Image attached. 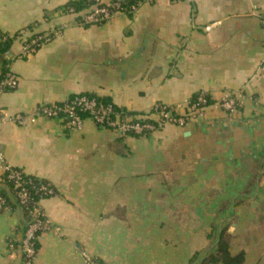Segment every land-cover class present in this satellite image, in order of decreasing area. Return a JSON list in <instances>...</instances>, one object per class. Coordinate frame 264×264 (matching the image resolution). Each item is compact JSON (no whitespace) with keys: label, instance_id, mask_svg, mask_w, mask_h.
Listing matches in <instances>:
<instances>
[{"label":"crops","instance_id":"crops-1","mask_svg":"<svg viewBox=\"0 0 264 264\" xmlns=\"http://www.w3.org/2000/svg\"><path fill=\"white\" fill-rule=\"evenodd\" d=\"M70 1L0 0V76L17 80L0 95V154L55 190L39 203L49 227L31 264H201L221 234L242 264H264V0H140L92 26ZM42 34L52 39L21 59L22 41ZM198 93L211 101L202 117L142 138L89 119L80 130L11 121L79 94L183 114ZM226 95L233 112L217 106ZM22 224L17 207L0 213V264H24L10 246Z\"/></svg>","mask_w":264,"mask_h":264},{"label":"built area","instance_id":"built-area-1","mask_svg":"<svg viewBox=\"0 0 264 264\" xmlns=\"http://www.w3.org/2000/svg\"><path fill=\"white\" fill-rule=\"evenodd\" d=\"M91 5L88 9L78 14L69 9L68 12L76 14L81 26L103 25L120 14L125 15L121 6L123 0H86ZM176 2L178 0H170ZM140 1L135 2L128 9L134 13ZM206 30L209 27L205 28ZM52 39L49 34L36 35L25 39L21 44L19 57L27 59ZM8 40L7 36L0 34V42ZM17 86L16 78L7 72L0 79V95L4 92L14 90ZM209 98L204 93L196 94L192 99L185 102V112L177 113V106L155 104L144 114H133L124 109L118 108L112 103H104L96 96L75 95L63 102L53 104H40L32 114L17 113L11 121L17 125H24L27 121L35 123L38 119H55L63 123L67 130H80L85 119H89L98 128L111 130L119 137H148L164 126L173 125L183 128L187 123L202 117L204 110L210 105ZM236 99L226 95L217 106L224 111L233 112L236 108ZM1 121V119H0ZM2 174L6 181L15 189L19 206L27 209L30 216V223L20 241V250L25 264H31L36 255L37 233H42L49 227L48 221L39 205L32 200V191L27 185H32L31 180H24L25 173L19 169L6 164L0 154ZM27 175V174H26ZM33 194L51 196L53 190L47 185L32 186ZM4 200L0 197V211L6 210ZM10 246L12 243L10 242Z\"/></svg>","mask_w":264,"mask_h":264},{"label":"trees","instance_id":"trees-1","mask_svg":"<svg viewBox=\"0 0 264 264\" xmlns=\"http://www.w3.org/2000/svg\"><path fill=\"white\" fill-rule=\"evenodd\" d=\"M178 1H181V0H178ZM134 2H135V0H123V1H121V6L126 11L125 15H127V16L132 15V13L128 12V9L130 8V6ZM90 5L91 4L89 2H87L86 0H74V1L68 2L65 6V9L66 10L73 9L74 12L79 13V12H82V11L88 9ZM9 43H10L9 38L5 42H0V59H2L3 54L6 52L8 46H9ZM0 61L2 62V60H0ZM7 72H8V70H3V72L1 73V76H0V79ZM81 95L95 96V95H90V94H81ZM99 99L102 100L104 103H109L107 100H104L101 98H99ZM208 102L211 104L210 100ZM24 180H26V181L31 180L32 185H27V187L29 188L30 191H32V200L36 203H40V201L42 199H45V198H48V197L55 195L54 188L45 180L39 179V178L34 177V176L26 175V174H25ZM41 184L47 185L49 188H51L53 190V194L51 196H45V197L40 195V194H33L34 190L32 189V186L34 185V186L38 187ZM0 185L4 189H6V191L10 194V197L13 200V202H10V200L6 197V195L1 191V188H0V197H2V199L4 200L5 207L9 208V209H10V206L17 207V209L20 210V212L22 213V216H23V224L21 225V227L19 229V233H20L19 240L17 242L14 240L10 241L13 246H15V247L18 246L20 248V241L23 238L24 233H25V231L28 227V224L30 223V220H31L30 216L28 215V211L31 209V206L27 209H24V208L19 206L18 200L16 198V194H15V189L9 182L6 181L5 175H3V174H1V176H0ZM3 211L4 210L0 211V213ZM40 234L41 233H37V236L39 237ZM35 246H36V251H37L38 250V240H37ZM198 255L199 254H195L194 257L191 259L190 263H193L194 261H196L198 258ZM22 258H23V256H22ZM23 262H24V259H23ZM242 262H243V255L242 254H239L236 256L230 255L229 250H228V243L224 239L223 234H221L219 237V240L216 244L214 252L209 253L202 260L201 264H218V263H221V264H242Z\"/></svg>","mask_w":264,"mask_h":264}]
</instances>
